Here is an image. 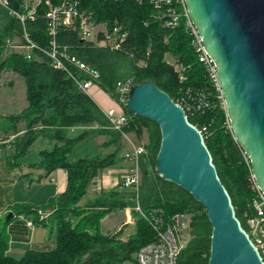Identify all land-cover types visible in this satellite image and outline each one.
Wrapping results in <instances>:
<instances>
[{
	"label": "trees",
	"instance_id": "trees-1",
	"mask_svg": "<svg viewBox=\"0 0 264 264\" xmlns=\"http://www.w3.org/2000/svg\"><path fill=\"white\" fill-rule=\"evenodd\" d=\"M71 1L76 2L79 13L89 16L96 24L103 23L109 32L117 27L118 33H124L125 37L118 48L109 49L94 41L81 40L72 27L58 26L54 36L58 47H66L71 55L94 66L99 72L96 83L111 97H114L117 81L132 78L133 82L152 80L171 99L184 104L185 114L201 131L219 178L231 197L235 214L246 230L243 212L252 193L249 168L242 155L243 149L233 138L220 93L198 60L193 36L185 27L184 17L179 16L176 23L172 22L170 12L180 11L178 3L158 6L150 0ZM49 2L57 5L61 0ZM9 5L19 12H26L23 0H10ZM47 8L46 0H39L34 18L25 19L27 32L38 46L32 57L27 58L6 44L14 37L18 43L23 42L22 25L0 6V79L5 72L21 76L27 101L19 112L0 117L3 133L0 141L8 140L11 147L8 150L3 146L0 158L3 157L11 168L21 167L33 143L40 137H48L54 144L41 149L38 159L31 165L42 168L44 176L63 168L66 187L44 205L34 207L21 203L13 207V216L8 221H5L6 215L0 218V264H121L133 260V254L155 238V231L149 218L132 211L134 229L125 240H121L120 235L127 223L112 233L101 232L100 222L108 213L133 205L132 193L123 187L96 192L95 197L81 203L100 171L116 163L121 135L106 127L108 121L96 103L80 91L65 72L52 67L42 52L50 47ZM101 37L99 32L97 38ZM8 49L9 53L3 55ZM168 54L172 56V62L167 60ZM124 110L129 118L122 130L132 132L137 139L146 131L148 138L146 155L140 163L143 212L147 217L157 216L164 221L176 213H190L192 237L181 250L177 264H207L211 227L202 206L184 189L155 172L160 144L158 125L129 112L126 107ZM73 126L84 129L70 136L68 129ZM91 132L106 134L105 143L114 144L115 150L105 155L71 159L74 147ZM38 209H47L50 213L39 220ZM20 216H30L34 223L46 227L54 235V247L49 250L27 248L19 258L10 256L7 250L11 230L9 233L7 227ZM19 222L24 224L22 220Z\"/></svg>",
	"mask_w": 264,
	"mask_h": 264
},
{
	"label": "water",
	"instance_id": "water-1",
	"mask_svg": "<svg viewBox=\"0 0 264 264\" xmlns=\"http://www.w3.org/2000/svg\"><path fill=\"white\" fill-rule=\"evenodd\" d=\"M189 18L217 68L233 138L264 192V0H185ZM126 109L160 131L155 172L198 202L210 224L207 264H263L235 214L201 131L152 80L134 82ZM146 174V171H144ZM13 216L9 211L8 221Z\"/></svg>",
	"mask_w": 264,
	"mask_h": 264
},
{
	"label": "built area",
	"instance_id": "built-area-1",
	"mask_svg": "<svg viewBox=\"0 0 264 264\" xmlns=\"http://www.w3.org/2000/svg\"><path fill=\"white\" fill-rule=\"evenodd\" d=\"M155 5L178 3L179 12L171 11L170 15L173 24L177 22L179 16L184 17L185 27L193 36V46L198 55V60L205 66L209 78L214 83L219 91L221 104L225 109L224 99L221 94V88L217 80V68L212 58L205 50L201 36L198 34L194 24L189 18L185 0H150ZM39 0H23L25 13L10 7V0H0V6L8 11V13L16 17L22 25V43H14L11 45L16 51H21L27 58H31L33 51L37 49V44L33 41L25 27V19L34 18L35 6ZM48 5L45 16L47 18V32L50 36V47L42 52L49 58L52 67L62 70L74 82L76 87L88 95V89L92 84L96 83L99 78L98 70L91 64L76 58L71 55L66 47L59 48L54 40L56 28L58 26L72 27L77 30L81 40L94 41L98 45L107 46L109 49H116L124 40L125 34L118 33V28L114 27L109 32L106 27H100L96 31L98 24L94 23L89 16L79 13L76 7V2L71 0H61L57 5H51L49 0H46ZM102 26V25H101ZM102 37L98 39V33ZM177 69L181 68L177 66ZM132 78L119 80L115 84L114 97L112 99L118 106L117 109H100L108 121L107 128L120 132L121 138L126 143V150L123 157L127 160L128 165L125 168L120 184L123 188L128 189L132 193L133 205L130 206L131 211L138 212L142 217L149 218L151 226L155 231V238L142 245L134 254V264H177L178 256L181 250L185 247L189 239L192 237V216L188 212H181L172 215L169 219L163 220L160 217H147L143 212L140 204V196L142 190V175L140 163L146 148L143 144H136L131 136L122 130V127L128 122V115L125 113L124 107L127 100L129 90L133 84ZM178 103V102H177ZM184 109V104L178 103ZM188 109V107H186ZM185 111V110H184ZM96 128H105L97 127ZM2 141H0L1 143ZM242 155L249 168V187L251 189V197L247 209L243 212V217L246 224V232L258 250L264 264V192L257 184L255 177L250 168L249 158L244 151ZM93 191L99 192L101 187L99 182H94L92 185ZM126 209V207L124 208ZM50 211L38 209L37 214L39 219H45ZM20 219L24 225L30 230L34 227V222L23 216ZM129 222V221H128Z\"/></svg>",
	"mask_w": 264,
	"mask_h": 264
},
{
	"label": "crops",
	"instance_id": "crops-1",
	"mask_svg": "<svg viewBox=\"0 0 264 264\" xmlns=\"http://www.w3.org/2000/svg\"><path fill=\"white\" fill-rule=\"evenodd\" d=\"M88 96L96 103L100 109H117L118 106L112 99V97L104 91L97 83L91 85L88 89ZM83 127H70L68 129V134L70 136L77 135L80 130H83ZM131 136L136 137L132 132L129 133ZM107 135L102 133L91 132L88 134L82 141H80L72 150L70 154L71 159H76L81 156L86 155H95V154H109L115 150L114 144L107 145ZM91 141L94 145V148H97L100 152L96 151L91 154L90 152H81L79 154H74L77 150V146L81 142ZM7 141V140H5ZM6 143V144H5ZM2 145L8 148H11L10 145L5 142ZM54 144V141L48 137L38 138L30 148L28 157L25 159V164L21 167H10L5 164L3 157L0 158V218L5 216L9 211L13 212L12 209L15 205L21 203H27L34 207L44 205L50 198L63 192L66 187V171L63 168H57L49 175H43V169L39 168L37 165H31L32 162L38 159V152L43 149L50 147ZM120 151L118 152V159L114 165H111L107 168H104L100 171L98 176L95 178V182H99L100 191H107L115 189L118 187V190L122 188L120 184L121 176L128 165L127 160L124 159L123 153L126 150V143L122 138H120ZM4 152V149L3 151ZM43 175V176H41ZM25 187L28 191V195L24 200H17L16 191L20 188ZM96 191H88L86 196L83 198L81 203L85 200L90 199L92 196L96 195ZM123 212V218L121 215L110 212L102 220L107 221L106 232H112L113 230H118L126 221L125 218L131 217V214L128 210H120ZM109 219H105V218ZM32 220L29 216L27 217ZM122 218V219H121ZM21 219L19 217L15 218L7 227V231L11 230L10 240L12 241L8 247L7 253L14 257L19 258L24 254V251L27 248L38 249V250H49L54 247V235L50 234L48 229L40 223H34L32 230L27 228L23 223L19 222ZM42 226L43 232L39 231L37 228ZM11 227V229H10ZM125 229V228H124ZM38 230V235L41 234V237L38 238L35 243L32 239H36L35 233ZM45 230V232H44ZM105 232V233H106ZM29 234V237H28ZM33 235V236H32ZM13 243L15 244V247ZM18 245H24L25 249Z\"/></svg>",
	"mask_w": 264,
	"mask_h": 264
},
{
	"label": "rangeland",
	"instance_id": "rangeland-1",
	"mask_svg": "<svg viewBox=\"0 0 264 264\" xmlns=\"http://www.w3.org/2000/svg\"><path fill=\"white\" fill-rule=\"evenodd\" d=\"M99 26H97L95 29L96 31L98 29H100V27H105V25L103 23L98 24ZM102 25V26H101ZM18 39L17 38H13V39H8L6 41V44L11 47L10 45L14 44V43H18L17 42ZM9 50H5L3 55H6L7 53H9ZM11 50H15L13 47H11ZM167 60L171 61L173 60L171 55H167ZM27 105V101L25 99V83L24 80L21 76H19L16 73L13 72H5L2 74V77L0 79V117L1 116H6L9 115L10 113H17L20 110H22L25 106ZM20 126H22V124H19ZM129 134V133H128ZM130 135V134H129ZM3 136L2 131L0 130V137ZM131 136V135H130ZM132 140L136 143V144H143L145 145L147 143V133L146 131L143 132L142 136L140 138H136L134 136H131ZM8 141V140H7ZM7 141H2L0 143V150H2V143H5ZM97 150V148H94V145L91 141H86V142H81L78 146H77V150L74 152V154H79L81 152H90L91 154H93L95 151ZM97 153H99L100 151L97 150ZM95 154V153H94ZM90 191H93V189L91 188ZM99 193V192H97ZM95 193V194H97ZM28 195V191L26 190L25 187L20 188V190L16 191V198L17 200H24V198ZM95 196H92L91 198H93ZM44 211H49L47 209H43ZM123 210H128L131 214V217L129 218H125V223H127V225L125 226V229H123V233L120 235V239L125 240L129 234H131L133 232L134 229V219L132 216V211L130 206H127L126 209ZM113 213H116L117 215H121V217L123 218V212H121L120 210H116L113 211ZM121 218V219H122ZM105 219H109L108 217ZM40 220V219H39ZM107 221L109 220H104L102 222V226H100V230L102 233L106 232V226H107ZM129 221V222H128ZM101 224V222H100ZM40 228H37L39 231L41 230V232H43L42 226H39ZM121 227V226H120ZM119 227V228H120ZM38 230L35 233L36 239H32L31 242H37L38 238L41 237V234L38 235ZM116 230H113L112 232H114ZM45 232V230H44ZM111 232V233H112ZM33 236V235H32ZM29 237V234H28ZM11 240L9 241V245L11 244ZM15 247L16 243H13ZM21 246L25 249L24 245H18ZM9 247V246H8ZM135 254V253H134ZM134 254H133V258H134ZM121 264H134V260H128L125 261Z\"/></svg>",
	"mask_w": 264,
	"mask_h": 264
}]
</instances>
